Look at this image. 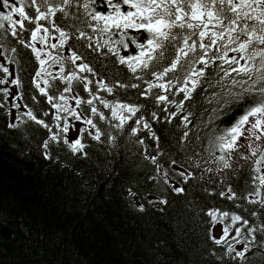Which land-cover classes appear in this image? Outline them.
Listing matches in <instances>:
<instances>
[{"label": "snow or ice", "instance_id": "6c2138e0", "mask_svg": "<svg viewBox=\"0 0 264 264\" xmlns=\"http://www.w3.org/2000/svg\"><path fill=\"white\" fill-rule=\"evenodd\" d=\"M0 111L23 139L46 133L45 160L61 146L87 158V138L138 156L162 193L186 195L191 181L232 202L248 215L188 202L208 217V254L264 264V0H0ZM245 168L238 193L230 181Z\"/></svg>", "mask_w": 264, "mask_h": 264}, {"label": "trees", "instance_id": "16d2710c", "mask_svg": "<svg viewBox=\"0 0 264 264\" xmlns=\"http://www.w3.org/2000/svg\"><path fill=\"white\" fill-rule=\"evenodd\" d=\"M27 67L22 74L26 98L33 65ZM5 124L0 111V264H216L208 254L214 247L207 238L208 217H195L188 202L248 215L232 202L206 196L191 181L184 186L186 195L162 193L149 180L151 166L123 147L110 150L85 138L87 158L61 146L45 160L38 147L43 130L29 128V138L23 139ZM153 127L161 146L174 151L167 144L170 126ZM247 177L245 168L239 181H230L235 191H243ZM129 188L139 193L136 203H144L145 212L131 206ZM165 194L166 206L148 205L147 199ZM4 228L9 239L2 236Z\"/></svg>", "mask_w": 264, "mask_h": 264}, {"label": "rangeland", "instance_id": "374dc122", "mask_svg": "<svg viewBox=\"0 0 264 264\" xmlns=\"http://www.w3.org/2000/svg\"><path fill=\"white\" fill-rule=\"evenodd\" d=\"M230 120H231V118H230ZM79 125H80V124L77 123V124H76V128H75L74 130H72L74 133L77 132V130H78V128H79ZM220 227H221V226H220L219 224L216 225V227H215V229H214V235H217V236H218V235L220 234Z\"/></svg>", "mask_w": 264, "mask_h": 264}, {"label": "water", "instance_id": "95a60500", "mask_svg": "<svg viewBox=\"0 0 264 264\" xmlns=\"http://www.w3.org/2000/svg\"><path fill=\"white\" fill-rule=\"evenodd\" d=\"M2 236L5 238V239H9V237L11 236V232H8V230L6 228L2 229Z\"/></svg>", "mask_w": 264, "mask_h": 264}, {"label": "bare ground", "instance_id": "6f19581e", "mask_svg": "<svg viewBox=\"0 0 264 264\" xmlns=\"http://www.w3.org/2000/svg\"><path fill=\"white\" fill-rule=\"evenodd\" d=\"M94 158V157H93Z\"/></svg>", "mask_w": 264, "mask_h": 264}]
</instances>
